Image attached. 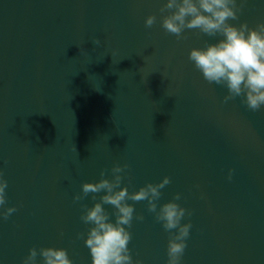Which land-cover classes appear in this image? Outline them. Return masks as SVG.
Returning <instances> with one entry per match:
<instances>
[{
  "label": "water",
  "instance_id": "water-1",
  "mask_svg": "<svg viewBox=\"0 0 264 264\" xmlns=\"http://www.w3.org/2000/svg\"><path fill=\"white\" fill-rule=\"evenodd\" d=\"M165 2L0 0V172L17 209L0 220V264H22L33 247L92 264L82 206L105 193L73 198L117 164L129 166L130 193L168 177L158 206L181 195L192 227L180 264H264V108L224 102L227 89L188 59L221 37L186 29L177 40L161 27ZM245 22H264V0L229 21ZM128 203L133 261L166 264L168 232L147 201Z\"/></svg>",
  "mask_w": 264,
  "mask_h": 264
},
{
  "label": "clouds",
  "instance_id": "clouds-1",
  "mask_svg": "<svg viewBox=\"0 0 264 264\" xmlns=\"http://www.w3.org/2000/svg\"><path fill=\"white\" fill-rule=\"evenodd\" d=\"M246 3L247 0H166L159 11L161 27L175 35L177 40L185 38L182 34L186 29L198 30L208 37H221L215 43L204 41L202 47L192 48L188 59L209 84L227 89L225 103L239 97L249 110L256 112L264 108V22L254 27H249L246 22L238 25L229 23L239 20ZM156 21L155 15L148 16L145 27L151 28ZM92 42L102 46L94 36ZM82 45H76L80 54L85 52ZM146 79L142 78V82ZM128 167L127 164L112 167L111 179L105 178L106 171H101L98 182L84 183L82 195L73 198L74 202H78L89 193H105L92 207L82 206L80 219L85 225H90L84 242L90 250L92 264H141L139 260L133 261L128 248L132 239L128 229L132 227L135 211L128 201H147V211L154 214L155 220L169 234L166 264H180L192 227L191 222L182 223V220L192 213L175 202L181 199L179 193L172 201L158 206L161 189L171 182L168 177L158 184L148 183L131 193L127 187H121L124 180L122 173ZM233 171L229 170L228 180L232 179ZM7 187L8 182L0 172V220L3 221L17 211L15 207H6ZM92 199L95 201L96 195ZM104 205H110L114 211L109 214ZM110 215L115 217L114 222ZM135 219L143 221L144 217L138 215ZM84 236V233H79L77 238ZM22 264H73V261L66 249L33 247Z\"/></svg>",
  "mask_w": 264,
  "mask_h": 264
}]
</instances>
